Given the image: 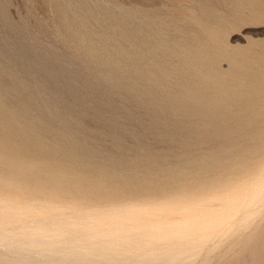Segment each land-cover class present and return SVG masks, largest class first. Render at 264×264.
<instances>
[{
	"label": "bare ground",
	"instance_id": "1",
	"mask_svg": "<svg viewBox=\"0 0 264 264\" xmlns=\"http://www.w3.org/2000/svg\"><path fill=\"white\" fill-rule=\"evenodd\" d=\"M57 7L68 29L84 25ZM143 18L137 49L133 28L119 22L99 34L72 31L77 47L113 74H65L56 55L20 42L18 58L0 66V264H185L227 231L237 233L264 204V162L243 159L231 168L217 154L220 147L190 158L187 145L226 138L229 130L218 125L236 106H248L245 86L256 85V73L247 75L251 67L231 53L222 73L214 67L217 39L181 40L186 24ZM7 48L0 40V59H7ZM136 50L137 94L128 77ZM134 101L149 114L138 123L153 128L150 136L162 127L179 132L189 160L169 164L151 155L146 133L123 122L131 123L132 114L122 121L120 109ZM206 118L216 127L208 134L194 123ZM259 229L243 238V253L229 264H264Z\"/></svg>",
	"mask_w": 264,
	"mask_h": 264
},
{
	"label": "rangeland",
	"instance_id": "2",
	"mask_svg": "<svg viewBox=\"0 0 264 264\" xmlns=\"http://www.w3.org/2000/svg\"><path fill=\"white\" fill-rule=\"evenodd\" d=\"M58 5L64 8L61 11L66 18H71V14L75 13L83 21L84 25L79 26L77 29L73 28V26L68 29V26L64 25L61 21V16L57 10ZM118 8H121L122 12L115 10ZM89 13L92 14L93 19L89 16ZM146 14H152V17L158 18L160 22L161 20L170 21L173 19L175 22L182 23L183 26L186 24L185 29L181 28L178 31V39L184 40L192 38L193 36V38L201 41L203 39L201 37H204L206 34L214 42L217 39L215 51L218 55L214 57V67L222 73L228 72V69L231 67V61L227 58L231 54H234V58L239 62L240 60H244L248 68L251 67L250 70L246 71L247 75L253 76L256 73L255 78L257 79V83L256 85H250L251 87L247 86V84L245 86L249 88L250 92V97H248L250 101H246L245 103V106H248L246 108L243 105H241L242 107L236 106L237 109H234L233 112H228L224 120L218 125L220 128L225 127V129L229 130V134H227L225 139L223 137L213 138V140L209 141L206 139L207 141L203 142L205 144L202 147L198 145L199 143L202 144L201 142L196 143L197 149L198 147L199 150L202 149L200 152H197L199 150L196 147L194 149L195 145L193 144L195 143L188 142L187 140L191 145L190 147L187 143L191 151L197 152L193 153V155H191L192 152L189 153L190 149L186 148L187 146L184 147V144H180L184 143L185 140L180 139L179 132L173 134L170 131H165L162 127L159 130L154 129V137L150 136L152 135L150 130L153 128L147 129L138 123L140 121L138 118L140 115L149 114L140 108L136 101L131 102L129 105L125 104L126 109L124 107L120 109V113L123 116L122 121L126 119V114L130 112L134 119L131 120V123L128 120H124L123 122L132 126V129H135L133 131L138 134L146 133L142 137V140L144 143L150 141L145 144L151 149V155L154 156L156 154L158 156L160 154L161 156L159 157L167 158L169 164L180 161L186 162L195 155L198 157V153H200L199 155L205 154L207 151L212 153L214 152L212 150L214 147H220V151L217 154L226 160L227 165L231 168L235 167L239 162H242L243 159L247 161L251 160L255 164L263 163L264 0H0V40L6 48H9L8 57L5 60L0 59V66L7 67L10 58H18L15 45L20 42L32 50L45 51L48 54L56 55L59 60L57 63L59 65H56V67L62 66L63 69L65 68V74L66 71L68 75L74 76H85V74L90 73L94 75L113 74V69L101 67L98 60L77 47L75 44L76 38L71 34L72 31L75 29L78 35L85 34L86 29L93 32L97 30L105 31L119 22L124 24L123 27L125 30L129 31L130 28H133V33H135L133 38L134 48L137 49L141 42L138 34L139 28L141 27V23L145 21L143 17ZM96 21L98 24H94ZM170 25L173 26L172 24ZM205 29H211L210 31L212 33L214 31V33H207ZM95 33L99 34L100 32ZM197 39L196 41H198ZM123 45L126 49L129 47L126 42ZM137 53L136 50L134 55H132L135 71L128 75L129 78H134V92L136 94L139 91L138 79L140 77L137 72L140 54ZM219 54H223L222 57H219ZM246 56H249V58L247 59ZM15 69L19 73L22 72L20 65H17ZM115 96L112 103L118 105L119 98L116 94ZM230 100H233V97ZM242 101L240 99L235 103L240 105ZM239 109H242V111H239ZM208 120L209 118L202 120L203 123L206 121L205 125L200 120H198L200 123L198 121L194 123L198 125L196 127L201 128V132H203L204 127H207L208 131L205 128L204 130L207 131L205 134H208L212 128H216L210 126ZM155 130L157 132L154 133ZM160 130L165 133H162L163 135L160 134ZM156 133L159 134L156 135ZM169 134H172L171 136L173 138ZM200 134L201 136L204 135V133ZM148 135L152 138H149ZM168 136L176 143H172V141L170 143V137L168 138ZM175 137L176 139H174ZM177 139L180 140V143ZM127 143L130 146H134L136 142L132 137H127ZM177 143L183 146L178 145L179 148L176 146ZM181 147L183 150L188 149V151L185 150L183 154V152H180L182 150ZM177 148L181 150L179 151ZM186 152L189 153L190 158L189 155H185ZM156 155L155 157H157ZM174 156L176 157L175 159ZM126 157L128 159L132 158L128 154H126ZM171 158L173 159L170 160ZM257 208L258 213L245 226H242L237 233L233 231L236 228L227 231L225 235L208 243L206 248L185 264H229L228 262L230 261H228V258H236L242 254L243 238L257 231L259 227L264 226V204ZM207 248H211L208 253H206Z\"/></svg>",
	"mask_w": 264,
	"mask_h": 264
}]
</instances>
